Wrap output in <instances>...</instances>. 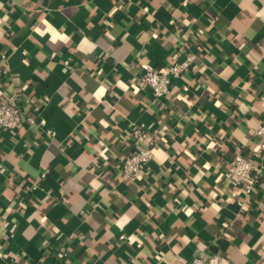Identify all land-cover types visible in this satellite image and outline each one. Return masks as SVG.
<instances>
[{
    "label": "crops",
    "instance_id": "1",
    "mask_svg": "<svg viewBox=\"0 0 264 264\" xmlns=\"http://www.w3.org/2000/svg\"><path fill=\"white\" fill-rule=\"evenodd\" d=\"M190 57L163 97L141 80ZM11 94L0 264H264V0H0ZM134 125L152 154L122 180ZM237 153L261 168L250 195L224 175Z\"/></svg>",
    "mask_w": 264,
    "mask_h": 264
},
{
    "label": "built area",
    "instance_id": "2",
    "mask_svg": "<svg viewBox=\"0 0 264 264\" xmlns=\"http://www.w3.org/2000/svg\"><path fill=\"white\" fill-rule=\"evenodd\" d=\"M194 57H190L184 62H175L163 67L146 66L141 76V80L152 89L156 98L165 96L171 89L172 79L179 77L189 70ZM39 116V115H38ZM39 118V123L45 125V119ZM27 119L18 97L15 94L8 95L0 105V127L4 129L18 130L23 127ZM34 120V118L30 119ZM54 135V130H48ZM257 135L261 139L262 153H264V122L257 130ZM133 148L131 153L123 159L120 166L119 175L122 180H135L146 168L152 154L149 147L142 146L149 139V132L143 125H134L130 130ZM4 167L0 165V172ZM226 178L235 186L242 187L243 191L250 195L258 186L261 180V168L253 157L237 153L230 158L224 172ZM124 236H122L123 238ZM59 257H64L65 253H58ZM221 257L215 260H208L201 255H196L188 264H220ZM9 264H16L10 262Z\"/></svg>",
    "mask_w": 264,
    "mask_h": 264
}]
</instances>
